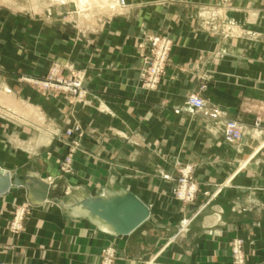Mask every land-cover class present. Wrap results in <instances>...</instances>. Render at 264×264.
Returning a JSON list of instances; mask_svg holds the SVG:
<instances>
[{
  "label": "crops",
  "instance_id": "crops-1",
  "mask_svg": "<svg viewBox=\"0 0 264 264\" xmlns=\"http://www.w3.org/2000/svg\"><path fill=\"white\" fill-rule=\"evenodd\" d=\"M126 3L109 20L88 24L84 36L56 39L53 56L79 77L83 97L22 81L40 73L0 70V166L62 185L58 197L124 187L149 205L150 217L114 236L58 201L31 203L24 186L26 201H15L13 186L0 197V259L98 264L113 244L116 264H232L231 241L242 238L246 264L264 263V0H236L232 8L219 0ZM155 35L173 44L150 90L142 76ZM193 93L204 108L186 103ZM233 118L243 136L229 141L224 124ZM73 124L83 136L73 172L63 174L59 160L72 146L64 131ZM184 165L199 186L186 204L169 197ZM19 204L28 208L26 229L14 235L8 225Z\"/></svg>",
  "mask_w": 264,
  "mask_h": 264
},
{
  "label": "rangeland",
  "instance_id": "rangeland-1",
  "mask_svg": "<svg viewBox=\"0 0 264 264\" xmlns=\"http://www.w3.org/2000/svg\"><path fill=\"white\" fill-rule=\"evenodd\" d=\"M78 1L0 0V70L5 71L11 68L14 70L18 69L22 72L25 71L28 73H40V77H23L22 81L32 84L37 87V89L44 92L51 91L57 94L68 93L77 99L83 97L84 93L82 96H80L69 93L68 91H65L60 88H46L37 82L45 81L46 79H48V75L53 69L56 68L57 65L60 68V75L63 76L65 79H68L72 75L74 77H78L75 74H66V66L60 63L57 58H54L53 48L54 44H57L56 39L61 38V40H63L64 38H70L73 36H84L85 30L88 29V24H101L106 20H109L111 16L119 14V12L117 11H119L120 8L118 7L121 6L122 8H124L128 4L125 2L126 5H122L121 0H87L85 3L86 6L81 7ZM219 1L222 3L223 6H226V8H232L235 6L236 0ZM149 55L150 52L146 56V58ZM1 97L4 96L1 95ZM69 127L70 126L66 127L64 134L68 139H70L71 144H73L74 137H68L66 134V130ZM79 145L77 147H79ZM69 152L65 155L63 159L59 160L60 170ZM72 158L74 159V155ZM186 167L191 168V174L188 177L187 187L184 185L183 181V179L185 178L183 172L184 170H186ZM14 172L21 175L23 174L24 169L22 167H19L18 169H15ZM61 172L63 174L72 173L73 160L72 170L70 172H65L61 170ZM166 178L171 179V176H166ZM171 181L174 184L169 190V197L171 199L170 201H177L178 203L182 202L184 204L196 201L199 192V186L194 178L193 167L191 165H184L183 167H179L178 174H174ZM15 187H17L13 188L17 189L15 190V194H13L17 195L15 201H26V199H24L26 194L25 190L23 188H18V186ZM191 188H194V190H191ZM59 191L62 192V185L57 186L54 189L51 188L48 200L54 201V203L58 201L59 197L57 196V192ZM188 191H190V193L193 191V194H188ZM22 206L26 205L19 204L14 208L13 217L8 225L9 231L12 232L14 235H17L26 229L25 221L26 216L28 214L27 207L23 215L24 218L21 222L22 228L13 229L15 213L18 209L20 210ZM182 229L183 227L180 230ZM236 239L241 240V258L239 257V260L236 259L237 255L235 254L233 248V244ZM108 249H113V254L109 255L111 259V264L117 263V249L113 244H110L105 247L100 253V259L98 264H103V261L106 256L105 251ZM231 253L232 264H236V262L240 260L243 261V264H246L244 240L242 238L232 239ZM1 260L5 261L3 259ZM5 262L12 264L8 261Z\"/></svg>",
  "mask_w": 264,
  "mask_h": 264
},
{
  "label": "water",
  "instance_id": "water-1",
  "mask_svg": "<svg viewBox=\"0 0 264 264\" xmlns=\"http://www.w3.org/2000/svg\"><path fill=\"white\" fill-rule=\"evenodd\" d=\"M13 186H24L33 204L48 200L51 185L36 172L17 174L0 166V197ZM58 203L71 215L85 217L99 230L114 236L133 232L150 217V207L124 187L105 186L96 195L81 190L62 194ZM264 264V263H262Z\"/></svg>",
  "mask_w": 264,
  "mask_h": 264
},
{
  "label": "built area",
  "instance_id": "built-area-1",
  "mask_svg": "<svg viewBox=\"0 0 264 264\" xmlns=\"http://www.w3.org/2000/svg\"><path fill=\"white\" fill-rule=\"evenodd\" d=\"M122 5H126L125 0H121ZM172 39L167 35H155L150 40V55L145 60V72L142 76L143 82L145 86L150 89H156L158 83L162 75H164L166 70V64L168 62L170 51L172 48ZM40 85H43L46 88L55 87L57 89H63L68 91L69 93L76 94L82 96L84 93L83 85L81 80L78 77L70 76L68 79H65L60 75V68L57 65L55 69H53L48 75V79L45 81H37ZM205 88V85H201L200 91ZM186 103L193 108L202 109L204 108L206 102L205 99L199 93L190 94L186 100ZM259 124V121L256 122ZM66 134L68 137L73 136V144L70 148V152L66 157L64 164L61 166V170L65 172H70L72 170V160L73 155L76 152L77 146L80 144L83 133L81 126L79 124H74L67 128ZM224 134L227 140L236 141L240 140L243 136V125L238 118L227 119L224 124ZM184 185L187 187L188 177L191 174V168L186 167L184 170ZM194 190V188H191ZM188 194H193V191ZM26 211V206H22L20 210L18 209L15 213V218L13 222V229L22 228L21 222L24 218L23 215ZM21 226V227H20ZM234 252L237 255L236 259L239 260L240 256V248H241V240L236 239L233 244ZM106 256L103 261V264H111V259L109 255L113 254V249H108L105 251ZM0 264H9L0 259ZM236 264H243V261H237Z\"/></svg>",
  "mask_w": 264,
  "mask_h": 264
},
{
  "label": "bare ground",
  "instance_id": "bare-ground-1",
  "mask_svg": "<svg viewBox=\"0 0 264 264\" xmlns=\"http://www.w3.org/2000/svg\"><path fill=\"white\" fill-rule=\"evenodd\" d=\"M64 1V0H63ZM78 1V0H77ZM86 1L87 0H79L78 2H79V5L81 6V7H84V6H86L85 5V3H86ZM79 9V8H78Z\"/></svg>",
  "mask_w": 264,
  "mask_h": 264
}]
</instances>
